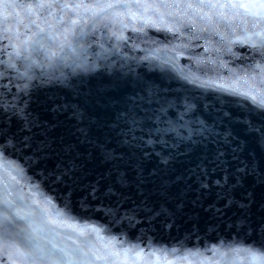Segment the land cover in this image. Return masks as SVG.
Segmentation results:
<instances>
[{
    "label": "water",
    "instance_id": "95a60500",
    "mask_svg": "<svg viewBox=\"0 0 264 264\" xmlns=\"http://www.w3.org/2000/svg\"><path fill=\"white\" fill-rule=\"evenodd\" d=\"M60 2L84 6L37 16L0 0V264H261L264 19L217 0ZM25 135L51 147L21 148ZM217 150L234 175L202 189L197 165ZM228 192L249 207H209Z\"/></svg>",
    "mask_w": 264,
    "mask_h": 264
},
{
    "label": "snow or ice",
    "instance_id": "6c2138e0",
    "mask_svg": "<svg viewBox=\"0 0 264 264\" xmlns=\"http://www.w3.org/2000/svg\"><path fill=\"white\" fill-rule=\"evenodd\" d=\"M4 6L6 9H12L13 12L20 7L26 8L30 13L39 16L40 10H47L52 8H60V9H76L79 7H83V3H68L65 2L61 4L60 0H35L34 3L31 4H19L16 2V0H3ZM117 6H123L125 8H132L137 7L141 9H158L159 7H168V4L166 3V0H160V3H149L148 0H117L116 4H107L101 7V12H106L107 9H115ZM207 7L209 8H231V9H243L246 14L252 15L254 17H258L261 19H264V0H224V2H220V0H217L216 3H207ZM188 7H192V5H188ZM11 14V13H9ZM73 24L76 23L75 20L72 21ZM258 35H264V33H258ZM254 100H257V97H252ZM259 105L264 108V98H260L258 100ZM124 118L126 120L129 119V114L124 113ZM21 120V132H27L31 133L32 128L35 126L33 124V121L29 118L28 114H24L20 117ZM138 123L137 120L134 118L131 119V124L136 125ZM9 134V130H0V137H6ZM150 134V133H149ZM13 139H16V134L11 133ZM19 144L21 148H27V149H35L36 153H42L46 152L47 149L51 147L50 144H48L44 140H39L34 138L33 135H25L21 138H19ZM145 143H152L151 139L145 141ZM7 147L6 145L4 146ZM15 147V145H13ZM145 155H149L145 153ZM224 152L217 150L214 156L211 158L205 157L204 160L201 161L200 164L197 165L198 172V180L200 187L202 189H211L212 184H215L217 186L221 185V179L223 180L224 184L227 185L230 182V178L234 175L231 172H228L227 169L224 167L226 164V161L224 159ZM105 158L108 160H114L116 159V156L114 153L108 152L105 153ZM165 163L167 161H164ZM247 166L245 168H238L237 172L241 173V176H236L235 178V184H232L231 187L233 189L236 188L237 185L243 186L242 184V177L244 175H247L246 172ZM222 171L225 174L221 179H212V173ZM193 174H197L195 171ZM62 175H67V172H64ZM15 179V177H13ZM57 179H62V177H57ZM127 182V177L123 174L120 176L118 183L121 185H125ZM98 189H93V195H96V192ZM110 195H116L115 190L112 187L108 188V191L106 193ZM242 195V194H241ZM69 202L71 200V193H69ZM220 199L223 201V207L217 208L214 204L210 205V208H214L216 213H222L225 209H231L233 206H238V209H247L251 202V194H248V198L238 200L236 198V195L233 192H228L224 196L220 197ZM65 207L67 208L68 205L66 204ZM261 226L264 227V221L261 222ZM254 259L261 260V264H264V253L260 252H253L252 253Z\"/></svg>",
    "mask_w": 264,
    "mask_h": 264
}]
</instances>
